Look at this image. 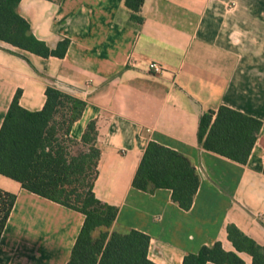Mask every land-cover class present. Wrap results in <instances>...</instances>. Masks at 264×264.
<instances>
[{
	"label": "crops",
	"instance_id": "obj_1",
	"mask_svg": "<svg viewBox=\"0 0 264 264\" xmlns=\"http://www.w3.org/2000/svg\"><path fill=\"white\" fill-rule=\"evenodd\" d=\"M17 12L49 49L64 39L69 46L63 58H43L0 42V127L17 91L31 112L43 108L50 85L83 100L70 137L79 141L97 121L94 195L117 207L115 229L150 237L155 264H182L215 242L234 251L228 225L264 247V0H145L141 24L123 0H20ZM220 106L262 124L245 165L198 145L201 115ZM150 141L195 167L200 183L188 211L169 190L132 188ZM0 190L16 196L0 264H66L84 216L2 175Z\"/></svg>",
	"mask_w": 264,
	"mask_h": 264
},
{
	"label": "trees",
	"instance_id": "obj_2",
	"mask_svg": "<svg viewBox=\"0 0 264 264\" xmlns=\"http://www.w3.org/2000/svg\"><path fill=\"white\" fill-rule=\"evenodd\" d=\"M19 2L0 0V42L43 58H63L69 40L49 49L31 34L28 23L18 14ZM144 2L123 0L130 20L136 24L143 22ZM19 96L17 91L0 127V175L84 216L66 264H155L148 258L150 237L133 229H115L117 207L94 195L100 160L97 121L87 124L79 141L70 137L71 127L81 117L86 103L50 85L45 90L43 108L31 112L20 107ZM261 125L253 117L220 106L215 113L201 115L197 142L206 151L245 165ZM199 183L197 171L187 156L150 141L132 188L147 194L169 190L171 201L188 211ZM15 201L14 194L0 190V237ZM226 233L234 251H225L220 242H215L202 246L196 253L185 254L182 264H244L239 253L248 254L252 264H264L263 246L234 225H228Z\"/></svg>",
	"mask_w": 264,
	"mask_h": 264
},
{
	"label": "built area",
	"instance_id": "obj_3",
	"mask_svg": "<svg viewBox=\"0 0 264 264\" xmlns=\"http://www.w3.org/2000/svg\"><path fill=\"white\" fill-rule=\"evenodd\" d=\"M148 69L153 72L154 74H159L162 72V68L161 66H159L158 64L151 62L148 64Z\"/></svg>",
	"mask_w": 264,
	"mask_h": 264
},
{
	"label": "rangeland",
	"instance_id": "obj_4",
	"mask_svg": "<svg viewBox=\"0 0 264 264\" xmlns=\"http://www.w3.org/2000/svg\"><path fill=\"white\" fill-rule=\"evenodd\" d=\"M75 151L77 150V148L74 149Z\"/></svg>",
	"mask_w": 264,
	"mask_h": 264
}]
</instances>
